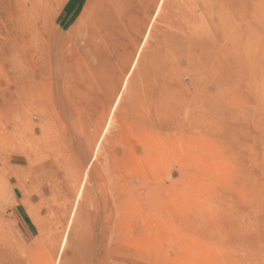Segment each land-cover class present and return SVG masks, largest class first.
Segmentation results:
<instances>
[{
    "label": "rangeland",
    "instance_id": "rangeland-1",
    "mask_svg": "<svg viewBox=\"0 0 264 264\" xmlns=\"http://www.w3.org/2000/svg\"><path fill=\"white\" fill-rule=\"evenodd\" d=\"M0 264H264V0H0Z\"/></svg>",
    "mask_w": 264,
    "mask_h": 264
}]
</instances>
